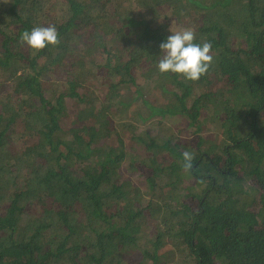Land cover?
<instances>
[{"label":"trees","instance_id":"1","mask_svg":"<svg viewBox=\"0 0 264 264\" xmlns=\"http://www.w3.org/2000/svg\"><path fill=\"white\" fill-rule=\"evenodd\" d=\"M0 264H264V0H0Z\"/></svg>","mask_w":264,"mask_h":264},{"label":"clouds","instance_id":"2","mask_svg":"<svg viewBox=\"0 0 264 264\" xmlns=\"http://www.w3.org/2000/svg\"><path fill=\"white\" fill-rule=\"evenodd\" d=\"M171 35L160 44L162 55L158 61L161 74H177L191 82L199 81L209 73L214 64L212 44L210 42H196V33L191 27L170 29ZM61 43L55 25L36 26L31 31L24 30L19 37L21 46L27 45L34 51H41L49 46H59ZM183 169L185 172L193 170L194 153L187 150L182 152ZM203 183L204 181H199Z\"/></svg>","mask_w":264,"mask_h":264},{"label":"rangeland","instance_id":"3","mask_svg":"<svg viewBox=\"0 0 264 264\" xmlns=\"http://www.w3.org/2000/svg\"><path fill=\"white\" fill-rule=\"evenodd\" d=\"M122 137L124 139V141L126 142L127 146L130 148V153L134 154H141V146H137L136 145V150H135V142H134V134L130 133L129 131H123L122 132Z\"/></svg>","mask_w":264,"mask_h":264}]
</instances>
